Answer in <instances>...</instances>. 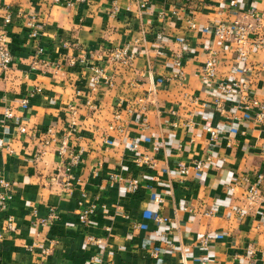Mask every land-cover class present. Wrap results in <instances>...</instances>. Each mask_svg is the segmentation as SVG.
<instances>
[{
  "label": "crops",
  "instance_id": "0c3cea01",
  "mask_svg": "<svg viewBox=\"0 0 264 264\" xmlns=\"http://www.w3.org/2000/svg\"><path fill=\"white\" fill-rule=\"evenodd\" d=\"M239 2L243 11L258 6ZM239 17L228 0H89L74 8L0 0V36L15 56L0 71V172L14 191L0 222L15 219L0 241V264H248L249 245L264 264V181L254 203L244 186L232 188L264 175V121L258 109L235 113L236 97L225 114L214 104L221 81H248L264 100V51L243 63L206 30ZM115 49H127L131 61H111ZM212 56L217 78L205 83L200 71ZM92 67L104 70L99 85ZM90 205L95 212L82 224ZM90 235L100 244L88 245Z\"/></svg>",
  "mask_w": 264,
  "mask_h": 264
},
{
  "label": "built area",
  "instance_id": "2783aa9c",
  "mask_svg": "<svg viewBox=\"0 0 264 264\" xmlns=\"http://www.w3.org/2000/svg\"><path fill=\"white\" fill-rule=\"evenodd\" d=\"M187 3H192L194 0H185ZM258 3L257 7H249L247 10H239V0H228V6L231 9L238 10L240 17L232 22H219L212 27H207L206 30L213 34L215 39L223 43L231 51H234L237 58L246 63L247 59L252 53L264 51V0H255ZM56 4L64 5L66 7L74 8L79 4H86L89 0H54ZM5 23H10V18L5 19ZM29 25L34 28L33 37L38 36V32L35 29L34 21H30ZM196 23L190 21V28L196 29ZM38 54L42 53V49L37 50ZM110 59L113 62L129 63L132 59V55L128 53L127 49H115L110 53ZM15 56L7 42L5 35L0 36V71L8 70L14 63ZM177 73L176 77L180 80L184 78V71L182 68V62L177 61ZM220 66V62L217 57L212 56L202 66L200 71V78L205 83L215 82L217 78V72ZM93 70V84L99 85L102 80L105 79L104 70L100 67H92ZM243 72H248L247 65L243 67ZM219 96L214 100L215 108L222 114L226 113L225 103L230 97L237 98V104L233 106L234 112H249L252 109H258L256 114V120L259 122L264 121V100H260L255 96L250 89L248 81H236L234 83H228L221 81L218 83ZM40 92V89L30 93V97H33L35 93ZM29 99L23 100V105L28 104ZM7 120L13 118V113L10 109H7L5 113ZM21 133L26 132V128H20ZM208 132L212 140L218 138V131L213 128H208ZM48 144V141H47ZM3 142L0 140V147ZM136 147V146H135ZM260 154L264 157V141L261 142ZM68 151L66 141H62L59 148V155L64 156ZM81 158V154L72 155L70 163L66 167V172H70L71 168L76 165ZM148 163V160L142 161ZM151 166V163H150ZM153 166V165H152ZM203 162L199 161L195 164V169L202 170ZM181 176H187L189 174V167L180 162L177 166ZM113 181H117L119 178L112 176ZM120 180V179H119ZM264 181V175L259 174L257 178L252 181L250 178L243 177L236 181L232 188L237 186H244L246 190L247 200L254 203L261 199V186ZM139 179H132L129 182L128 189L130 193H137L140 190ZM67 189L71 190V183L67 182ZM13 185L5 178L3 173L0 172V216L4 215L7 210L10 201L13 198ZM95 205H90L84 208L79 214V220L82 224L88 223L91 216L95 212ZM236 213L239 217L243 218L246 215L244 210L238 209ZM54 217V213L51 212L50 218ZM162 219H159L161 221ZM45 222V221H44ZM15 228V219L13 216L7 215L4 217L3 223L0 222V241H2L7 233H11ZM100 239L94 236H87L86 243L88 245H99ZM50 249H45V254L49 253ZM156 255V254H155ZM248 256L250 257L248 264H255L256 251L251 245L248 246Z\"/></svg>",
  "mask_w": 264,
  "mask_h": 264
}]
</instances>
